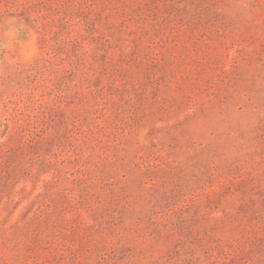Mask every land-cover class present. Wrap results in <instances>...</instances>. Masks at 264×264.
I'll return each instance as SVG.
<instances>
[{
    "label": "rangeland",
    "instance_id": "rangeland-1",
    "mask_svg": "<svg viewBox=\"0 0 264 264\" xmlns=\"http://www.w3.org/2000/svg\"><path fill=\"white\" fill-rule=\"evenodd\" d=\"M0 264H264V0H0Z\"/></svg>",
    "mask_w": 264,
    "mask_h": 264
}]
</instances>
